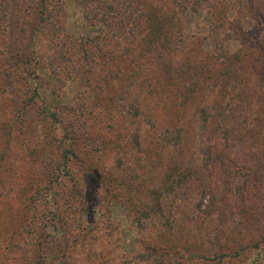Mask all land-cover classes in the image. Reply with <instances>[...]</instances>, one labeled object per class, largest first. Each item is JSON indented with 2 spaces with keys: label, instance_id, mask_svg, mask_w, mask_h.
<instances>
[{
  "label": "rangeland",
  "instance_id": "rangeland-1",
  "mask_svg": "<svg viewBox=\"0 0 264 264\" xmlns=\"http://www.w3.org/2000/svg\"><path fill=\"white\" fill-rule=\"evenodd\" d=\"M41 1L0 0V264H264V0Z\"/></svg>",
  "mask_w": 264,
  "mask_h": 264
},
{
  "label": "trees",
  "instance_id": "trees-1",
  "mask_svg": "<svg viewBox=\"0 0 264 264\" xmlns=\"http://www.w3.org/2000/svg\"><path fill=\"white\" fill-rule=\"evenodd\" d=\"M13 3L14 4H18L16 2V0H13ZM45 4H47V0H43V1H41V3H38L37 7L41 6L43 8V5H45ZM14 8H16V6L15 5H11L10 8H9V6L8 7L7 6H3L0 9V25H1L0 26V31L2 32V34L0 33V45L4 46V44H6L8 42V40H7L8 37L4 34L5 25H6V20H8V15H10V11H12ZM110 8H111V10L114 11V7L111 6ZM59 11L60 10L58 8L55 11L53 10V12L50 13V17L51 18L49 20H54L55 18H57V16H59ZM125 14H127V13L125 12ZM125 14L121 18H123V19L126 18ZM113 17H115V13H114ZM46 19L47 18L44 17L43 21H46ZM57 33H59V32H57ZM13 40H14L13 42H16V43L18 42L17 41L18 38L13 37ZM19 45H16L17 50H18V54H17V57H16V60H15L14 64H12V66H14L15 69H18V68L28 69L29 67H31V64L33 63L34 59H31L30 54L25 49V46H22V45L19 46ZM59 60H65V57L61 56V57H59ZM49 117H51L53 120L56 118V116L54 114H50ZM74 143H75V141H74ZM75 146H76V143H75V145L70 143V149H65V151H64L65 153L62 156L63 159H64V161H63L64 167H65L66 170H67V168H68V166H69V164L71 162V159H72L71 155L75 154L74 153ZM44 195L45 194H43V196ZM38 196L42 197V192H39ZM37 199H38V197L32 196L31 202H35V200H37Z\"/></svg>",
  "mask_w": 264,
  "mask_h": 264
}]
</instances>
